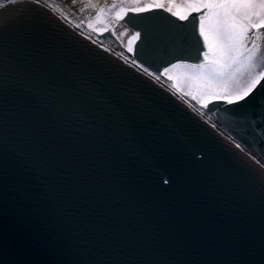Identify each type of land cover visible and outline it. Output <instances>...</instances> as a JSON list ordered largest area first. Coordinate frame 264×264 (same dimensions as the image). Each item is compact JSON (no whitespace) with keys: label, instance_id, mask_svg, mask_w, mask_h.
<instances>
[{"label":"water","instance_id":"obj_1","mask_svg":"<svg viewBox=\"0 0 264 264\" xmlns=\"http://www.w3.org/2000/svg\"><path fill=\"white\" fill-rule=\"evenodd\" d=\"M129 17L128 26L139 30ZM136 46L143 48L141 42ZM4 57L11 71L7 81L0 80V94L5 85L9 100L19 94L17 67L74 74L87 98V117L46 126L55 189L21 150L22 129L14 130L7 146L0 144V264H86L101 255L107 260L130 248L133 241L121 238L128 226L153 223L165 231L171 226L168 239L184 264H258L264 187L249 174L239 148L145 76L83 40L50 10L38 20L13 21L4 28L0 70ZM109 91L148 114L142 147L126 142L121 117L106 99ZM233 109L224 102L209 106L257 154L264 144L251 136L258 143L253 150L238 134L247 125ZM193 142L205 148L206 159H197ZM165 174L173 178L171 185L162 182ZM160 244L153 240L144 251H162Z\"/></svg>","mask_w":264,"mask_h":264},{"label":"snow or ice","instance_id":"obj_2","mask_svg":"<svg viewBox=\"0 0 264 264\" xmlns=\"http://www.w3.org/2000/svg\"><path fill=\"white\" fill-rule=\"evenodd\" d=\"M49 8L57 9V5L45 0H0V13L4 15L0 36L13 21L38 20ZM58 11L67 13L64 19L69 20L73 12L81 13L78 27L96 33L115 32L131 13L129 19L139 30L125 47L137 57L132 61L134 68L142 69L149 80L160 82L167 78L165 83L171 82L170 90L176 95L195 98L201 105L194 109L198 116L209 105L215 108L217 102L233 105L235 118L247 125L238 134L253 150L258 143L251 136H258L259 143L264 144V0H115L111 4L102 0H71ZM124 35H128L127 30ZM137 42L142 43V50H138ZM10 71L4 57L0 80L7 81ZM14 74L19 94L9 100L6 85L0 94V144L7 146L14 130L22 129L25 135L19 142L21 150L50 177L49 186L55 189V172L50 170L47 158L46 126L49 121L59 122L72 116L86 118L87 98L80 91L79 77L74 74L43 66L33 70L17 67ZM106 99L121 117L126 142L142 147L141 134L148 114L141 113L130 98L118 92H107ZM176 111L181 114L179 108ZM12 116L16 119H11ZM229 140L242 149L244 166L264 187V147L253 155L234 138ZM190 147L197 159L208 157L200 144L193 142ZM161 180L167 185L174 182L168 174ZM168 231L171 226L165 231L158 223L142 228L128 226L121 237L133 241L126 254L117 252L107 260L101 255L86 264H184L175 257ZM156 239L161 241L162 251L146 254L144 250ZM258 264H264V240Z\"/></svg>","mask_w":264,"mask_h":264},{"label":"bare ground","instance_id":"obj_3","mask_svg":"<svg viewBox=\"0 0 264 264\" xmlns=\"http://www.w3.org/2000/svg\"><path fill=\"white\" fill-rule=\"evenodd\" d=\"M71 0H45V3H51V4H55L57 5V9H51L49 8V10L53 11L55 14L58 15V17L60 19H63L64 21L68 22L70 24V26L77 30L80 33H83L84 35H89L90 37L94 38L95 40L99 41L105 49L116 53L118 56H120L123 59H126L127 61H129L131 64L132 61H134L136 59L135 55L128 52L127 48L125 47V44L128 42V40L130 39V37L134 34L133 31H131L128 27H127V23H126V19L127 17H125V19L123 21L120 22V24L117 26L116 31L115 32H108L110 34H112L113 36L116 37V39L118 40V42L120 43V46H117L109 41H106L104 39L101 38V35L99 33L94 32L92 29L88 28L85 29L84 27H78V25L81 23L80 20V16L82 15L79 12H73L72 13V19H64V17L67 15V13L65 12H59L58 8L64 4V3H70ZM102 2H105V0H102ZM196 15V14H194ZM171 16V14H170ZM73 20L76 21L75 24H73ZM123 27V28H120ZM127 28L130 33L129 35L126 37H122V33L123 30ZM107 34V33H106ZM138 44V42H137ZM122 54V55H121ZM128 57H131V60H128ZM138 68V67H137ZM142 70V69H140ZM143 71V70H142ZM144 72V71H143ZM167 80V78H164V80L160 81V83H162L163 85H165L166 88H168L169 90L171 89V82L168 81L167 83H165V81ZM173 92V91H172ZM174 94V92H173ZM176 95V94H174ZM177 99L181 98L183 99L185 102L190 101L191 103L189 104L187 102V104L194 110V109H199L201 107V105L195 100V98L192 97H181L180 95H176ZM222 102V101H221ZM224 104L226 106L230 105L227 104L226 102H224ZM210 106V105H209ZM195 113H197L194 110ZM199 116H202L207 122L211 123L212 125L216 126L218 128V130L223 134V136H225L227 139H229V137H232L236 140V142L238 144H242L237 138H235L230 132L229 130L220 122V120L217 118L215 113H211L208 111V109L200 114ZM231 141V140H230ZM245 148H247L248 151L252 152L253 155H256V153L254 151H252L250 148L244 146ZM240 149V148H239ZM242 150V149H241Z\"/></svg>","mask_w":264,"mask_h":264},{"label":"rangeland","instance_id":"obj_4","mask_svg":"<svg viewBox=\"0 0 264 264\" xmlns=\"http://www.w3.org/2000/svg\"><path fill=\"white\" fill-rule=\"evenodd\" d=\"M105 2L108 3V4H111V3L115 2V0H105ZM120 28H123V27H120ZM126 30L128 31V35H129L130 31H129L127 28H125V29L123 30V33H122L123 35H122V37H125L124 32H125ZM128 35H127V36H128ZM127 36H126V37H127ZM192 98H193V97H192ZM195 100H196V99H195ZM196 101H197V100H196ZM197 102H198V101H197ZM198 103H199V102H198Z\"/></svg>","mask_w":264,"mask_h":264}]
</instances>
